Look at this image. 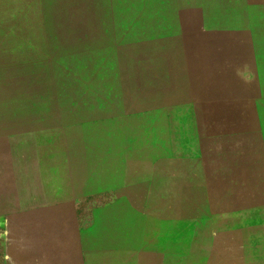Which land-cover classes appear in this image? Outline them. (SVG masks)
I'll use <instances>...</instances> for the list:
<instances>
[{
    "label": "rangeland",
    "instance_id": "obj_1",
    "mask_svg": "<svg viewBox=\"0 0 264 264\" xmlns=\"http://www.w3.org/2000/svg\"><path fill=\"white\" fill-rule=\"evenodd\" d=\"M104 144L205 163L206 199L143 200L144 223L184 206L208 264L235 241L264 264V0H0V264L93 254L86 200L62 196Z\"/></svg>",
    "mask_w": 264,
    "mask_h": 264
},
{
    "label": "crops",
    "instance_id": "obj_2",
    "mask_svg": "<svg viewBox=\"0 0 264 264\" xmlns=\"http://www.w3.org/2000/svg\"><path fill=\"white\" fill-rule=\"evenodd\" d=\"M101 148L103 153L99 158H86L74 164L72 161L70 184L75 189L72 187L62 196L67 200L85 199L83 209L93 216L86 239L93 254L82 256L79 261L80 250L75 243L74 250L68 252L71 263L85 259L86 264H185V259L198 255L203 264H208L206 251L198 249L206 247L207 241L191 239L190 225L182 218L185 217L184 206L177 207L179 215L174 219L156 215L149 223L143 221L145 210L152 207L151 203L144 206L143 200L206 199L205 163L195 174L188 162L191 155L176 146L167 154L129 161L127 155L122 154V146L104 144ZM197 159L203 160V156ZM192 187L198 189V194L192 196L189 189ZM81 209V205L80 210L75 206H60V212L65 215L84 214ZM171 219L173 222L168 221ZM239 245L240 242L235 241L230 246V256L217 254V250L214 255L220 257L221 263L239 264V256L235 255ZM70 246L73 248L72 244ZM59 255L62 261L61 253Z\"/></svg>",
    "mask_w": 264,
    "mask_h": 264
}]
</instances>
